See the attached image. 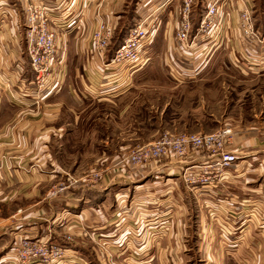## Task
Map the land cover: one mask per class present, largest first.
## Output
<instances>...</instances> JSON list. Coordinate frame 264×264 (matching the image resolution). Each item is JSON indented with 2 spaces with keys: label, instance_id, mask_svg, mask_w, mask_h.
Instances as JSON below:
<instances>
[{
  "label": "crops",
  "instance_id": "crops-1",
  "mask_svg": "<svg viewBox=\"0 0 264 264\" xmlns=\"http://www.w3.org/2000/svg\"><path fill=\"white\" fill-rule=\"evenodd\" d=\"M29 1L45 7L61 76L57 90L39 105L22 97L33 78L23 0H0V264H24L14 250L23 238L61 246L65 254L59 264H192L186 241L193 215L202 225V241L228 244L206 246L203 255L225 257L226 264H258L257 257H264V131L259 127L233 131L226 149L237 160L216 184L186 183L184 174L210 160L207 153L194 152L179 163L170 159L136 171H107L97 184L53 200L45 193L49 181L64 174L57 161L72 153L78 138L70 135L86 108L128 98L137 83L149 79L179 88L208 83L215 71L264 77V48L242 36L238 25L240 12L248 8L261 30L264 0H220L217 25L208 35H200L198 26L213 0H193L187 44L174 36L182 0H131L130 12V0ZM124 17L146 19L152 35L140 63L117 67L110 64L109 49L99 60L91 34L101 23L116 33ZM96 149L85 159L95 163L97 155H107ZM182 240L184 248L177 247Z\"/></svg>",
  "mask_w": 264,
  "mask_h": 264
},
{
  "label": "rangeland",
  "instance_id": "rangeland-1",
  "mask_svg": "<svg viewBox=\"0 0 264 264\" xmlns=\"http://www.w3.org/2000/svg\"><path fill=\"white\" fill-rule=\"evenodd\" d=\"M128 2L130 12L132 2ZM128 17L121 19V25L128 20L129 25L142 21ZM143 21L146 22V19ZM215 72L212 81L188 87L174 88L162 80L141 81L128 98L86 108L80 115V126L72 130L70 135L73 139L78 138L77 143L72 146V153H66L63 160L59 158L57 161L65 169L64 174L49 181L45 199H56L75 188L85 190L88 186L97 184L100 175L107 171L118 174L150 167L131 168L122 161L131 150L156 140L163 132L174 135L198 134L231 128L232 131L244 134L249 131V127L254 126L264 131V77L249 80L239 74L237 78L226 72ZM41 101L33 104L39 105ZM105 139L108 141L107 145L101 142ZM71 144L72 139L66 147H71ZM94 148H97V153H107L105 157L97 155L95 163L93 158L85 159ZM80 155L82 160H74ZM94 177L95 180L92 179ZM193 217L192 226L189 227L190 240L186 241L187 246L190 248L191 244L193 250L192 264H223L222 259L225 257L221 259L203 255L201 250L207 247L228 248L226 240L225 243H220L215 236V241H202V225L199 218L195 215ZM184 243L183 240L178 241L177 247L184 248ZM163 244L168 245V242ZM183 259L186 261L188 257ZM257 260L262 261H257L258 264L264 263V257H257Z\"/></svg>",
  "mask_w": 264,
  "mask_h": 264
},
{
  "label": "built area",
  "instance_id": "built-area-1",
  "mask_svg": "<svg viewBox=\"0 0 264 264\" xmlns=\"http://www.w3.org/2000/svg\"><path fill=\"white\" fill-rule=\"evenodd\" d=\"M192 3L193 0H182L180 18L174 34L180 44H187L189 39L192 28L190 20ZM219 4L220 0H213L207 6L198 26L200 35H208L216 27ZM23 10L26 51L33 78L21 94L22 97L30 98L33 103L38 104L60 85L61 74L54 63L57 54L56 36L48 24L44 6L23 0ZM238 25L242 36L254 41L259 49L264 48V22L261 30L256 29L248 8L240 12ZM151 35L152 31L143 20L133 24L123 43L115 50L110 64L119 67L140 63L144 45ZM112 36L113 28L107 24H98L93 30L91 48L99 60H104ZM232 135L231 128L198 134L174 135L163 132L156 140L131 150L122 162L128 167L139 169L170 159L182 162L194 152H205L210 156L209 162L198 165L197 171L193 174H184V180L190 185L209 186L222 181L225 170L233 166L237 160L235 152L226 149ZM14 250L16 260L24 264H59L65 254L61 246L28 238H23Z\"/></svg>",
  "mask_w": 264,
  "mask_h": 264
},
{
  "label": "trees",
  "instance_id": "trees-1",
  "mask_svg": "<svg viewBox=\"0 0 264 264\" xmlns=\"http://www.w3.org/2000/svg\"><path fill=\"white\" fill-rule=\"evenodd\" d=\"M133 24H130L129 25V23H127L126 21H125V24H123V25H120L119 26V30L117 29L116 30V33H115V31H114V33H113V36H112V40H111V43H110V45H109V51H110V56L112 57L113 56V54H114V52H115V50L123 43V41H124V39H125V37H126V34H127V32H128V30H129V28L132 26ZM119 31V32H118ZM126 31V32H125ZM124 33H125V36H124ZM123 38V39H122Z\"/></svg>",
  "mask_w": 264,
  "mask_h": 264
}]
</instances>
